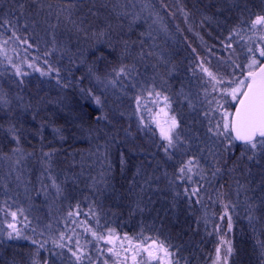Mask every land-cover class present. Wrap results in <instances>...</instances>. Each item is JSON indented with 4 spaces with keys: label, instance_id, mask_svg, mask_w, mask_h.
<instances>
[{
    "label": "rangeland",
    "instance_id": "rangeland-1",
    "mask_svg": "<svg viewBox=\"0 0 264 264\" xmlns=\"http://www.w3.org/2000/svg\"><path fill=\"white\" fill-rule=\"evenodd\" d=\"M90 1L95 0H81L77 5H85ZM96 1L98 2L95 3L96 5H106L101 8L103 9V14L100 16V20H98L99 23H94L93 19L95 18V15L89 14L87 18L90 19L87 21L88 28L79 32L77 35L82 36L81 38H86L87 41L94 39L92 40V43L87 46L88 50L85 49L87 54L93 53L95 49V52L100 50L103 43L108 45V40L117 36L119 37V40H117L116 43V45H118L116 48L118 51H116V58L113 63H101L102 68L98 72L94 71L95 76H99L105 84L107 83V79L110 78L113 68L118 67L120 64L128 66L135 65V73L133 76L130 79H123V83H118L115 88L111 85L105 88L104 84L97 83L95 76H90H92L91 79H93L95 86L100 91L99 93L103 95L104 98H101L103 102H106L105 99H107L108 102L113 100L121 105V111L124 112L122 119V134L119 135L121 143H124V140H126L128 144L136 146L141 143L144 138L146 139V142L148 140L147 143L150 144V152L148 153L146 151V154L138 156L140 162L136 160L135 169L134 166L131 169L132 173L134 170V174L137 177L142 176L139 179L141 184H137V188L147 187V184L144 182L146 180L148 181L149 186L145 190V193L149 196H153L151 201H148L149 208L152 209L154 206L153 204L160 200L170 201V209H168L170 211L176 209L179 203H184L190 207L195 205L194 211L198 214L199 221L201 219L203 221V225L201 226L207 229H211V222H213L214 219H219V216H224L227 219L230 216L232 221L235 212H239V210L245 212L248 216L249 204H260V189L257 187V182L260 177L258 167L253 166L250 177L241 174L243 169L236 173H229L232 177V184H229L230 190L227 194L226 201L221 198L215 199L214 196H216V198L219 197L218 193L215 195L211 192L210 195L207 192V179H211L212 177L210 175L212 167L211 152L214 150L215 145L213 141L208 138V125L206 123L208 120L203 113L209 112L210 118H218V114L214 115L211 112V109L216 107L217 101H219V103H224V101L220 98L219 92H211V85L206 83L208 80L206 73L202 72V77L204 78L203 83L206 85V87L202 88L203 85L198 80L200 70H195L193 67L189 66L183 75L181 70L178 69L177 63L175 64V62H172V60L176 58L178 50L183 44L180 39V31L182 30L184 22L181 13L179 14V18V15H177L175 11L172 12V8L168 6V4H172L174 1ZM184 1L187 3L186 0ZM189 1L193 3V0ZM234 1L235 0H230V2H227L228 4L222 2V5H232V2ZM236 1H241L240 3L247 7L246 13L244 14L247 18L243 17L236 19L237 21L232 24L230 20L224 21V15L214 11L215 13L211 14V29L214 28V31L211 30V33L216 34L218 32L223 43V49L226 50L225 54L230 55L235 63L238 64L242 61L244 65L246 63V48L255 47L256 44L260 43V36L264 35V30L258 29L255 33L249 30L251 20L257 15H264V0ZM70 2L71 0H66V4L63 7H58L54 4V0H37L36 3H33L32 0H14L10 5L8 2L0 0L1 9L11 7L12 9L10 11L17 13L23 26L27 23L28 27L25 28L24 31H27L26 33H33L41 42L39 44L34 43V46H32L29 41L27 44H24L20 43L19 40L14 39V42L10 43L5 36L0 34V65L3 67L2 77L9 75L7 80H11V82H8L10 89L6 88L7 91H2L3 88L0 87V96H6L11 102L12 99L15 102L14 104L10 103L8 106L0 104V115L11 110L13 113L16 112L17 114L21 112L20 97H22L21 92H24L25 89L24 83L19 84V81H23L21 77L22 75L28 76L32 72H38L40 74V71H37L36 69L45 71L44 67L47 65L44 62L39 64L34 57L29 55V52L33 49H39L42 51L44 61H48V57L53 54L52 51H55L56 53L58 50L64 48V45L60 44L59 41L60 39L64 40L66 37L62 36L70 32L67 30H61L65 20L64 17H61L60 15L61 9L66 8ZM21 3L24 4L23 15L17 11ZM133 4L135 5V8L131 6ZM113 5H116L115 10H113ZM125 5L127 6L123 7ZM88 9L89 8L85 9L84 14H87ZM123 12L138 13L139 19L133 22L131 15L120 14ZM180 12H182V10ZM231 15L233 14L229 12L228 16L230 17ZM175 18H177V20ZM3 19L10 20V18L7 17L1 18V22ZM33 19H35V23ZM225 19H227L226 14ZM241 21H244V23L241 24ZM237 25H240V27L243 28V32H241L243 38L241 39L240 37L233 36L232 48L226 49L224 45L229 42L227 37ZM8 27V25L3 26L4 30ZM71 31L73 33L74 29L72 28ZM101 33H103V35H101ZM16 35L19 36V34ZM53 40L56 42L54 45H52ZM84 40L85 39L80 42L79 46L82 45ZM5 41H7V43H5ZM18 46L24 48L22 53L17 51ZM28 47L31 49H28ZM163 48L170 50L168 53H165L162 52ZM233 49H235L234 53ZM46 53L49 54L45 55ZM149 53H151V55H149ZM216 56L217 55L212 56L214 59L211 60V64H209L210 66L206 67H209V70L214 73L217 72L219 76V72L213 65L220 57ZM29 65H32L33 67H29ZM17 68H19L21 75L16 74ZM237 75H239V70ZM173 77L174 79H172ZM181 78L183 84L187 82V79L191 82V85H187L190 86L189 88L185 87L186 89H184L180 82L174 81L175 79L181 80ZM12 79H18L19 81L14 82L18 83V86L24 89L18 90ZM12 84L15 87H13ZM12 88L14 89L13 91ZM205 88L208 89L207 99H205ZM149 92H153V95H149ZM155 92H160L161 96L159 98L156 97L154 94ZM116 94L125 97H117ZM165 95L169 98L168 103L171 105L170 108L165 107V102L163 100V96ZM185 97H187V99ZM213 97H216V99L214 100ZM137 98H139L140 101L139 108L137 107ZM209 100H212L211 104L208 103ZM189 101H191V104L194 105V107L189 106ZM55 104L56 101L53 100V106L49 105L47 108H52L54 110ZM108 106L110 108L109 104ZM224 107L228 108L230 111L235 110L234 103L224 104ZM161 109H164L167 116L161 112ZM171 116H175L177 120L180 121L181 127L178 131L181 133L183 142L179 145L178 149H170L171 159H169L168 155L163 151L162 146L166 144V141L160 137V130L157 126V121L163 123L165 119ZM149 129H151V131H149ZM52 132L53 130L45 128V137L43 139L45 145L44 153H48L54 144L55 138ZM1 134L2 132L0 131V138H2ZM4 137L5 136L0 140V209H3L0 211V240L4 241L3 245H0V257L5 263L0 262V264H13V262L14 264H31V259L38 245H35V249L29 247L31 245L33 246L31 242L32 234H30L29 231L33 234L38 232L36 234L39 237L37 241L41 243L46 242L44 248L40 250V252L43 253L42 258H44L46 254L50 255L45 259H40L38 256V264H105V262H107V264H162L160 259L149 257L148 252L144 250L148 248L152 243V240H157L156 237L159 226L164 227L160 225V223L153 221L151 224L152 228L144 231L145 235L143 236L137 234L135 236L127 237L125 234L121 235L111 227L112 214L107 213V216L103 220L96 212L90 210L84 212L79 210L80 208H78V205H74L75 208L71 210L73 215L70 220L76 216L80 218L81 213H83L84 225L82 231H85L90 235L95 242L101 244V248L98 250L95 249L97 252L93 251V259L88 257V251L91 250V248L87 245L89 249L83 250L82 247H84V245H79L82 252H78V254L82 255V259L77 261L72 255V252L69 251V248H71L72 251H77V244H75V241L72 239L76 232L69 231L68 233L66 232L67 230L65 227H63L67 219V212L64 210L66 207V201L63 199L64 192L72 190V185L76 179L73 182H69L72 177L64 178L63 181H61V184L65 186V191L57 196L55 189L51 187V180H46V178H49V175L46 174L42 177V174L45 171L48 172V169L44 168L46 169L44 171L43 168L36 167L35 163L37 160L33 158L35 159L33 162L30 157L32 152L22 151L23 156L14 154L13 149L17 147L16 141L9 133L7 141H5ZM102 144V142L98 141L95 134L93 135L92 133H89L88 143L86 147H83L85 150L82 148L80 153V162H74V166H71L73 172L78 171L74 173L75 177L82 178L81 181L84 183L83 186L86 188V192H91L92 195L97 193V189L102 190L108 187L106 177L110 176L113 171L121 172V166L118 164L117 167L113 166V170L110 174L105 173L104 176L101 175L107 166L104 163L105 152H102V150L99 149V147H102ZM133 152L140 153L138 149ZM238 154L239 153L237 152L235 155ZM192 158L198 160L201 167L204 169L205 179L201 181L199 176L196 175H193L192 177L195 183L177 179L179 168L183 163H186L187 160ZM17 159H20L21 161L18 165L15 163ZM108 159L111 162L112 155H108ZM85 161H87L86 166H84ZM137 168L144 170L145 173L137 175ZM193 171L195 172L196 170L194 169ZM165 173H167V175H165ZM17 176L20 178L17 179ZM131 176L133 177V175ZM249 179L252 181L250 184H248ZM78 180V182H80V179ZM237 180H239L241 184H248V187L246 189L238 188V185L235 183ZM101 181H103V183ZM169 181H173V183L170 184ZM75 185L78 186L79 184H76L75 182ZM213 186H215V184L210 187L211 191L214 189ZM185 187L189 189L199 188L198 195L193 196L191 202H189L188 198L183 195ZM174 190L181 192L182 195L178 198L176 207L172 208ZM154 191H157L159 195L154 196ZM197 200H199V202H197ZM221 203L223 204L222 206ZM74 204H78V202H75ZM225 205L228 207L225 208ZM233 205H235V207H233ZM39 206L45 211H39ZM20 209L23 211L21 212ZM51 210L53 211L51 212ZM37 211L43 215L42 222L44 224L39 220L40 217L37 214ZM11 212H17L15 220H13L10 215ZM259 214L260 217H262V220H253L252 222L260 224V227L264 231V204H260L254 212V215L257 218L259 217ZM25 217L27 218L26 220ZM245 220L249 221L248 217H246ZM12 223L21 230L22 237L20 239H7V232L11 231L8 225ZM59 223L62 227H48V225L55 226ZM87 229L95 231L97 237L103 236L104 239L94 237L92 231H87ZM61 233L64 234L63 239H61ZM79 233L80 232L78 231L77 236ZM226 235L225 240L227 241V237L231 235V232L228 231ZM235 235L236 233L234 236ZM23 236H27L29 239H23ZM145 237L150 239H145ZM109 238L111 239V242H109ZM20 240L27 245L25 247H29L27 249V255L20 259L7 258V255H4V247H6V244H17ZM160 241H163L166 247L168 246L167 242L163 239L157 240V243ZM221 241L222 239L219 237L214 242L215 249L214 251H211L210 249L209 252L211 254L207 255L205 264H217V248H220L221 256L218 264H224L223 257L225 255L226 245L222 244ZM61 244L64 245V247L57 246ZM253 245L254 248H250L249 252L256 257L259 255V249L255 242ZM110 248L112 249L111 252L109 251ZM169 251H175V248L172 247ZM155 255L159 256L162 254L155 253ZM233 256L229 258L228 264L233 262ZM248 263L256 264L253 260H248L245 264ZM180 264H187L185 258L180 261Z\"/></svg>",
    "mask_w": 264,
    "mask_h": 264
},
{
    "label": "trees",
    "instance_id": "trees-1",
    "mask_svg": "<svg viewBox=\"0 0 264 264\" xmlns=\"http://www.w3.org/2000/svg\"><path fill=\"white\" fill-rule=\"evenodd\" d=\"M3 1L8 2L10 5L14 0ZM173 1L174 3L168 4V6L172 8V12L175 11L177 15L181 13L184 22L182 30L180 31V39L183 44L172 62H175V64L177 63L178 69H180L184 75L189 66L193 67L195 70H200V62H203L205 67L210 66L211 60L214 59L212 56L217 55L216 57L220 56L219 60L213 65L219 72V76L222 75L226 78H231L233 59L230 55L225 54L226 50L223 49L220 34L218 32L216 34L211 33V30L214 31V28L211 29V21L206 20L205 17H211V14L217 11L224 15V21L230 20L233 24L237 21L236 19L243 17L247 18L244 15L247 7L243 6L242 3H240L241 1L237 2L236 0L232 2V5L226 6H223L222 2L227 3L230 2V0H193V3L189 0H186L187 3L184 0ZM95 3L98 2L95 0L85 5H76V7L71 10V21H75L74 24L70 22L69 19L65 18L67 15L66 12H61L60 16H63L65 20L61 30H67L70 33L62 36L66 38L64 40L60 39L59 41L60 44L64 45V48L58 50L56 53L52 51L53 54L48 57L49 64L52 65L53 68H60L61 78L65 81H67V79L72 80V86L64 89L57 85L56 80L53 78L55 73H53V77L41 76L38 72H32L28 76L22 75L21 77L26 90L18 86L21 84L18 79H12L13 82L19 81V84L14 82L18 90L24 89V92H21L23 100L20 99L21 112L17 114L16 112L13 113L11 110L0 115V126H2L0 127V131L2 132V138H0V140L3 139V136H5V141L8 140L7 129L10 125H14L19 136V143L17 144L16 142V146H19L23 152H32L30 157L33 162L35 159L37 160L35 163L36 167L48 169V172L44 169L45 172L43 171L42 177L48 174L54 178L56 182L61 185L63 192L65 191V186L61 184V181L69 177H72L69 182H73L76 179L75 182L79 185L76 186L74 182L72 190L64 192L63 199L66 201L64 210L67 212V219L65 224L63 223V227H65L68 233L69 231L76 232L72 238L75 244H77L78 241L80 246L84 245V247H82L83 250L91 248V250L88 251L89 258L93 259V251L97 252L95 249L98 250L101 248V244L95 242L90 235L82 231L84 225L83 213H81L80 218L76 216L70 220L72 215L69 216V213L75 208L74 205H78V208H80L79 210L84 212L88 210L96 212L103 220L107 216V213L112 214L111 227L121 235L125 234L127 237L137 234L140 236L145 235L144 231L152 228L151 224L153 221H156L164 226H159L156 237L157 240L163 239L168 245H172L174 248L178 247L179 252L176 255L178 257L180 255V261L185 258L187 264H205L207 255L211 254L209 252L210 249L211 251L215 249L214 242L219 237L225 240L227 236L226 233L228 232L229 220L224 216V218L221 219L219 216V219H214V221L211 222V229H207L201 226L203 225V221L202 219L199 221L198 214L194 211L195 205L190 207L184 203H179L176 209L170 211L168 210L170 209V201L160 200L153 204V208L150 209L148 204L149 195L145 193L149 184H147V187H144V191L142 192L141 188H137V184H141L139 179L142 176L137 177L134 174V170L133 173L131 171L133 166L135 169L136 160L140 162L138 156L146 154V151L148 153L150 152V144L147 143L148 140L146 142V139L143 138V141L136 146L128 144L126 140H124V143H121L119 135L122 134V119L124 114V112L121 111V105L113 100L108 102L107 99H105L106 102H103V108H101L94 103V100L88 96L87 92L82 93L80 91L81 88L85 90L92 89V96L104 98L103 95L99 93L100 91L95 86L93 79H91L92 76L90 75L92 74L88 73V68L91 67L93 72H98L102 68L101 63H113L116 58V51H118L116 49L118 47L116 43L119 37L117 36L108 40V45L103 43L100 50L95 52V49L93 53L87 54V46L90 45L94 39L87 41L86 38H81L82 36L77 35L79 32L88 28L87 21L90 19L87 18L89 14L93 15V12H95L96 15L93 19L94 23H99L98 20H100V16L103 14V9H101V5H96ZM54 4L58 7H63L66 4V0H54ZM86 8L91 9V11L88 9L87 14H84ZM11 9V7L1 9L0 6V23H2L1 18L6 17L10 18L12 22V27H8L6 30L0 27V34L5 36L10 43L14 42V38L10 39L13 31L19 34L21 39H27L32 46H34V43H41L39 38L35 37L33 33H26L27 31H24L25 28L21 19L17 22V13L14 11L11 12ZM181 10L182 12H180ZM229 12L233 14L230 17L228 16ZM225 14L227 19H225ZM178 17L180 18V15ZM175 19L177 20V18ZM33 20L35 23V19ZM72 28L74 29L73 33L71 31ZM83 39L85 40L82 45L79 46ZM54 44H56V42L53 40L52 45ZM23 49L22 46L17 47L18 52L22 53L24 51ZM28 49L31 48L28 47ZM193 49H195V52H193ZM169 50L163 48L162 52L168 53ZM29 55L34 57L39 64L44 62L42 51L39 49H33L29 52ZM238 64L243 66L242 61ZM44 68L45 71H47V66ZM68 70H71V77H68ZM216 74L218 75L217 72ZM2 76L3 67L0 65V87L3 88L2 91H7L6 88L10 89L8 82H11V80H7L9 75H5V77ZM82 76L84 77L83 80L80 79ZM198 78L199 82L203 85L202 88L206 87L203 83L204 78L202 77L201 71ZM172 79H174V77ZM174 81L180 82L184 89H186L185 87H190L187 86L188 84L191 85L188 79L187 82L184 81V84L182 78L181 80L175 79ZM14 85L12 84L13 87H15ZM13 90L12 88V91ZM117 97L123 98L125 96L117 95ZM53 100L56 101L54 110L52 108H47L49 105L53 106ZM11 103H15L13 99ZM102 115H106L108 119H101L100 121L95 119L96 116ZM206 119L208 120V118ZM206 123L208 125V121ZM45 128L53 130L52 133L55 138L54 144L49 151L52 153L50 167L46 164L48 158L44 156L45 145L43 139L45 137ZM57 130H59V132ZM89 133L95 134L98 141L103 143L102 147H99L102 152H107L109 156L112 155L111 163L113 166L117 167L118 164L120 165L121 153H123L124 158L127 160L125 171H113L110 176L106 177L108 187L102 190L97 189V193L93 195L91 192H86V188L83 186L84 183L81 181L82 178H76L74 175V173L78 171L73 172L71 168V166H74V162H80V153L82 148L86 147L88 143ZM61 136H63V139ZM83 149L85 150V148ZM136 149H138L140 153H134L133 151ZM86 164L87 161L84 162V166H86ZM212 170L211 167V176ZM143 173H145V171L141 170L140 174L142 175ZM131 175H133L134 178ZM78 179H80V182H78ZM231 179L232 177L226 171L218 174L215 178L211 177V179H207L208 194L211 195L212 192L216 195V193H218V198L214 195L212 196H214L215 199L221 198L226 201L227 194L230 190L229 184H232ZM46 180L50 179L46 178ZM213 184H215V186H213L214 189L211 191L210 187H212ZM153 195L157 196L159 193L154 191ZM151 198H153V196ZM75 202H78V204H74ZM138 203L140 208H137ZM222 205L221 203V206ZM141 208L144 210L141 211ZM39 211L42 212L45 210L40 207ZM52 211L53 210H51V212ZM37 214L40 217L39 220L42 222L43 215L38 211ZM258 216L259 217L254 221L262 220L260 214ZM246 217H248L246 213L241 210L235 212V215L232 217L231 235L227 237V241L230 240L235 249V255L233 256V262L231 261V264H245L248 260H253L256 264H261L259 255L256 257L253 256V254L249 252V249L254 248V239L259 238L264 240V231L260 227V224L246 221ZM42 224L44 223L42 222ZM49 226L62 227L60 223L55 226L48 225V227ZM253 229H255V232ZM78 231L80 233L77 236ZM29 233L32 234L31 240H37L39 238L38 235H36L38 232L33 234L29 231ZM235 233L236 235L234 236ZM25 246L27 245L22 240L17 244H6V247H4V255H7V258L20 259L27 255V249L29 247L35 249V245L29 247ZM42 254V252H39L40 259H45L50 256L46 254L45 257L42 258ZM0 262L5 263V261H2L1 257Z\"/></svg>",
    "mask_w": 264,
    "mask_h": 264
},
{
    "label": "snow or ice",
    "instance_id": "snow-or-ice-1",
    "mask_svg": "<svg viewBox=\"0 0 264 264\" xmlns=\"http://www.w3.org/2000/svg\"><path fill=\"white\" fill-rule=\"evenodd\" d=\"M33 3H36L37 0H32ZM81 0H71L70 3H68L67 7L64 9H61V12H66V19H69L70 22L73 24L75 21H71V10L76 7L78 3H80ZM106 5H101V7H105ZM127 5L123 6L126 7ZM133 8H135V5H131ZM116 5H113V10H115ZM24 10V4L21 3L19 6V9L17 11L20 12L21 15H23ZM91 11V9H89ZM122 15H131L133 18V22L139 19L138 13H127L123 12L120 13ZM93 15H96L95 12H93ZM59 19V14H58ZM206 20L211 21L212 17H205ZM17 22L19 21V16L16 17ZM244 21H241V24H243ZM4 25H8L9 27H12V22L7 19H3L2 23H0V27H3ZM27 23L24 24V28H27ZM264 30V15H257L253 20H251V23L249 25V30L255 33L257 30ZM241 32H243V28L240 27V25H237V27L233 28L229 36L227 37V40L229 41L227 44L224 45V47L232 48V39L233 36L243 38L241 36ZM103 35V33H101ZM16 39L19 40L20 43L27 44V39H21L19 36L16 35V32L13 31L10 39ZM260 43L256 44L255 47H247L245 52V61L246 63L241 66L240 64H236L233 61V71L231 73V78H226L225 76H218L213 71L209 70V68L204 66L203 62H200L199 68L200 71L207 74L208 80L206 81L207 84L211 85V92L217 93L219 92L220 98L223 99L224 103H219L217 101L216 107L211 109V112L215 115L218 114V118H210L209 112H204L203 115L208 118V126H207V134L208 138L213 141L215 148L211 152L212 156V177L215 178L218 174L226 171L228 173H236L243 169L242 175L251 176L253 166L258 167L260 172V177L257 182V187L260 189V204H264V35H261ZM7 43V41H5ZM193 52H195V49H193ZM235 52V49H233V53ZM49 53H46L45 55H48ZM151 55V53H149ZM44 63L47 65V71L36 69L37 71H40L41 76H49L53 77V73H55V76L53 77L56 80L57 85H59L61 88L67 89L72 86V80L67 79L65 81L60 76V68H53L52 65L48 64V61L45 60ZM29 67H33L32 65H29ZM237 70H239V75H237ZM88 73L95 76V73L93 72V69L89 67ZM135 73V65L128 66L125 64H120L118 67H115L112 69V73L110 74V78L107 79V83L105 84L104 81L100 79L99 76H95L97 83L104 84V87L107 88L109 85H111L113 88L117 86L118 83L122 84L123 79H130L133 74ZM17 75H21L19 68L16 70ZM68 77H71V70H68ZM81 80L84 79L82 76L80 78ZM20 83H23L21 81ZM222 86V87H221ZM80 91L82 93L87 92L88 96L91 97L94 100V103L103 108V101L101 100L100 96H92V89H83L81 88ZM205 99H207V93L208 89L205 88ZM149 95H153V92H149ZM156 97H160V92L154 93ZM187 99V97H185ZM230 98V99H229ZM22 99V97H20ZM215 100L216 97H213ZM163 100L165 102V107L170 108L171 105L168 103V96H163ZM11 103L9 99L6 98V96H0V104H3L4 106H8ZM209 104L212 103V100L208 101ZM227 103H234L235 104V110L230 111L228 108L224 107V104ZM189 106L194 107V105L191 104V101H189ZM137 107H140V101L139 98H137ZM161 112L164 113L165 116H167V113L164 112V109H161ZM95 119L97 121H100L101 119L107 120L106 115L102 116H96ZM157 126L159 127V134L160 137L166 141V144H164L163 151L166 155H168L169 159H171L170 149H178L179 145L183 142L182 136L180 131L178 129L181 127L180 121L177 120L175 116H171L163 121L161 123L160 121H157ZM2 127V126H0ZM59 132V130H57ZM151 131V129H149ZM7 132L11 134L12 138L19 143V136L17 134V129L14 125H10L7 129ZM63 139V136H61ZM14 154H19L23 156L22 150L19 146H17L15 149H13ZM239 153L238 155H235L236 153ZM44 156L48 158L46 161V164L50 167V161L52 158V153H44ZM120 166L121 171L123 172L125 167L127 166V160L124 158L123 153L120 154ZM15 163L18 165L21 163L20 159H17ZM104 163L107 165L105 168V171L101 173L102 176L105 175V173H111L113 170V165L108 159L107 152L104 154ZM230 165V166H229ZM196 170L195 172L193 170ZM141 169L137 168V175L140 174ZM179 175L177 176V179L185 180L186 182L195 183L193 181L192 177L193 175L199 176V179L202 181L205 179L204 169L201 167L198 160L195 158L187 160L186 163H183L182 166L179 168ZM167 175V173H165ZM20 177L17 176V179ZM49 179L51 180V187L55 189V193L57 196L61 195L63 192V189L60 184L56 182L54 178L49 176ZM103 183V181H101ZM252 181L251 179L248 180V184H250ZM145 184H148V181L146 180L144 182ZM170 184L173 183V181H169ZM238 185V188L246 189L248 187V184H241L239 180L235 182ZM141 191H144V188L141 187ZM199 193V188H184L183 195L186 196L191 202V198L193 196H197ZM181 192L174 190V197L172 201V208H175L178 203V198L181 197ZM148 200L151 201V196L148 197ZM199 202V200H197ZM6 203V202H5ZM260 204H249V215L248 220L251 223L253 220L257 219V217L254 215V212L257 207L260 206ZM228 206L225 205V208ZM235 207V205H233ZM137 208H140L139 203L137 204ZM3 209H0L2 211ZM143 211L144 209H140ZM22 212L23 210L20 209ZM79 214V213H77ZM10 215L12 216L13 220H15L17 216V212H11ZM73 215V213H69V216ZM27 218L25 217V220ZM223 219V217H221ZM229 223H228V231H231L232 224H231V217H228ZM8 227L11 229V231L7 232V239L8 240H15L20 239L22 237L21 230L16 227L14 223L9 224ZM35 231V230H33ZM87 231H92L91 229H87ZM255 232V229H253ZM63 233H61V239H63ZM92 235L94 237H97V233L95 231H92ZM98 239H104L103 236H98ZM23 239H29L27 236H23ZM145 239H150L148 237H145ZM33 245H38L36 248V251L31 259V264H38V256L41 249L44 248V243H41L35 239L32 241ZM109 242H111V239L109 238ZM4 241L0 240V245H3ZM55 243V242H54ZM222 244L226 245L225 248V255L223 257L224 264H228V260L230 257H232L235 254V249L232 246V243L230 240L221 241ZM255 244L259 249V257L261 264H264V240L256 238ZM58 247H64V245H57ZM174 246L168 245L165 246L163 241H160L157 243V240H152V243L148 246V248L144 249L146 252H148V256L152 258H158L161 260L162 264H180L179 257L176 255L179 252V248L176 247L175 251H169L170 248ZM69 251L72 252V255L76 258L77 261H80L82 259V255L78 254V252H82V250L79 248V242L77 241V251H72L71 248H69ZM109 251L111 252L112 249L110 248ZM155 253H160L162 255L156 256ZM220 248L216 249V261L217 264L220 261ZM14 264V262H13ZM107 264V262H105Z\"/></svg>",
    "mask_w": 264,
    "mask_h": 264
}]
</instances>
